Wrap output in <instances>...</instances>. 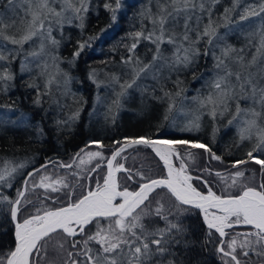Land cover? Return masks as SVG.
<instances>
[{"label":"snow or ice","instance_id":"1","mask_svg":"<svg viewBox=\"0 0 264 264\" xmlns=\"http://www.w3.org/2000/svg\"><path fill=\"white\" fill-rule=\"evenodd\" d=\"M219 3L220 0H149V6L138 13L141 30L129 34L134 40L127 47L129 55L121 57L122 64L130 69L131 79L120 83V77L113 74L111 81L120 89L113 104L121 107L122 100L142 77L151 74L158 80L164 70L170 74L175 72L177 91L164 94L170 101L164 117L168 120L170 114L177 110V99L180 100L181 113L184 102L189 99L184 95L187 90L180 87L183 81L179 79V73L193 69L201 57L211 55L214 61L211 77L205 80L208 73L203 71L193 74V82L203 80L204 84L191 97V102L197 107L186 113L192 118L180 130L199 131L200 118L205 110L215 121L218 116L229 112L234 102L235 113L228 124L236 125L240 142L255 141L247 151L246 159L232 163L231 172L215 173L223 184L220 191L213 190L208 179L202 176L194 178L186 163V160H195L191 149H202L210 160L222 162V157L208 144L189 139L124 137L113 141L115 150L110 157H105L99 150L105 145L93 139L71 158L70 163L47 159L38 168L33 166L23 177L15 199L0 191V214L10 216L15 241L14 247L0 252V264H43L48 258L50 245L57 254L66 252L63 264H193L190 254L195 249V241L187 238L189 226L184 221L194 210H199L208 230L205 244L212 242L214 233L218 234L216 252L222 264H251L252 256L264 260V123H261L264 120V0H253L252 3L231 0L230 6L214 18ZM121 6L122 0H114V6L112 0H106L103 5L112 13V21H116V13ZM89 8V0H0V61L7 65L19 59L21 71L30 72V66L35 65L41 69V76H47L43 93L37 85H28L37 88L35 103H41V97L48 94L53 84L59 86L58 77H63L65 87L71 80L69 74L60 69L61 57L49 49V45L58 48L60 44L53 36L54 27L63 28L65 23L71 24L75 20L83 29ZM145 20L151 24L150 29L144 25ZM256 20L258 25L248 35L258 37V40H248V47H255V52L250 60H246L245 56L237 54L243 49L237 50L229 43V34L251 29ZM106 31L101 29L99 36L77 41L70 63L74 64L84 49L91 46L90 42L99 39ZM141 40L155 46L147 63L135 55ZM36 41H39L37 47L25 51L26 44ZM202 42L205 43L203 50L199 47ZM165 45L173 47L170 56L164 54ZM50 67L55 72H50ZM253 68L256 71H252ZM13 79L9 67L0 66V83L6 84ZM89 79L98 87L103 83L97 81L95 70L89 72ZM242 103L250 106L242 107ZM80 111L77 108L67 120L56 121L57 126L66 127L76 121ZM28 119L21 117L20 122L27 123ZM218 131V128H213V142ZM37 135H43L39 126ZM92 145L98 150H87ZM136 146L152 149L163 162V176L151 178L142 169L126 168L124 163L118 162V157ZM181 146L188 151L182 154ZM105 160L107 171L103 172L102 162ZM93 161L98 162L88 169L87 165ZM176 161H179L178 166ZM249 162L259 166L262 179L258 184L250 185L243 181L245 172L240 170V166ZM30 164L28 159L17 163L0 158V188L13 187L17 176ZM50 166L66 170L65 175L53 178L48 171ZM202 171L209 177L212 175L210 169ZM118 173L126 174L124 184H121ZM85 175L90 181L95 179L94 187L91 183L87 186L80 183ZM194 179L202 180L206 191L195 187ZM129 182L138 184V187L130 190ZM78 187L81 189L79 195L76 193ZM38 189L44 190L43 199L38 197L37 202L27 199L30 191ZM158 191L164 194L153 203ZM61 193L64 203L56 206ZM45 200H51L52 205L46 204ZM36 203L40 206L37 207ZM29 207L33 210L23 215ZM157 221H162L164 227L148 226ZM93 224L95 231L88 234ZM237 227L246 230L234 232L228 239L230 230ZM61 236L62 239L59 238ZM78 236L84 239L79 240ZM66 245L71 250H67ZM49 264H56V261Z\"/></svg>","mask_w":264,"mask_h":264},{"label":"trees","instance_id":"2","mask_svg":"<svg viewBox=\"0 0 264 264\" xmlns=\"http://www.w3.org/2000/svg\"><path fill=\"white\" fill-rule=\"evenodd\" d=\"M144 1L145 6L143 4ZM105 2L106 0H89L90 8L86 14L83 29L76 28L73 25L72 27L70 25L69 29L66 30L60 29L59 33L56 28L53 29V36L60 41V44L58 48L49 45V49L61 57L60 69L67 72L71 80L65 87L63 77H58L59 86L53 84L48 90V94L41 97V103H35L37 88L28 86L29 84H35L40 92L46 91L42 80L39 78V69L36 71L33 68L34 66H30L32 68L30 72H22L17 65V59L11 64L3 65L9 67L14 79L6 84L0 83V107L3 108L1 111L8 109L19 112L22 117H28L29 119L27 123H21L20 119L17 121L9 119V115L4 118L8 124L0 125V158L12 159L17 163L28 159L31 164L17 176L13 182V187H3L0 188V191L15 199L16 190L23 184V177L30 168L40 165L47 159H58L64 163H70L71 158L81 148H85L90 140L102 141L105 148L99 150L103 151L104 156L107 157L112 148L115 147L113 141H120L124 137L141 135L155 138L180 137L208 144L217 155L222 157V162L210 160L208 154L202 149H191L195 160L194 162L186 160V163L189 164L190 174L194 178L202 176L204 179H208L213 190L219 192L223 184L215 176V173L217 171L231 172L232 163L237 159H246V153L252 147L250 141L240 142L235 129L230 128L228 123H226L227 119L235 113V103L233 102L230 105L231 111L222 117L218 116L215 121L208 115L207 125L204 127L200 125L199 131L182 132L180 130L182 128L177 126L175 120L170 118V116L168 120L164 119L170 103L164 94L165 92L174 93L177 91L174 83L177 79V74L175 72L170 74L167 70H164L158 80L153 79L151 74L142 77L137 82L136 90L135 88L130 89L128 96L122 100V106L117 107L114 105L113 101L116 99V93L120 89L118 84H112L111 77L113 74L120 77V83L131 79L130 69L122 64L121 57L126 58L129 55L127 47L134 42L129 34L141 30V19L138 13L142 8L149 6V0H122V6L116 13V21H112V13L103 7ZM112 2L114 6V0ZM245 2L252 3L253 0H245ZM229 4H231V0H220L214 12V18L218 17L226 6H230ZM154 5L153 3V11H155ZM204 22H207L206 18ZM143 23L149 29L151 28V24L147 20ZM256 23H259V21L256 20ZM201 28H203V25H201ZM101 29H107V31L99 39L92 40L90 42L91 46L84 49L74 64L70 63L72 53L77 48V41H87L90 37L99 36ZM245 30L248 29L246 28ZM245 30L229 34V43L236 49L248 43V40L252 38L250 36L245 38L242 35ZM221 31L224 30L221 29ZM194 37L195 35H193ZM253 38L258 40V37ZM204 46V42L199 45L201 50H203ZM154 50L155 46L152 43L147 40H141L135 55L139 56L144 63H147L151 60ZM170 50L168 46H164L165 55L170 56L172 53ZM216 51L219 54V49ZM248 54L249 52L245 53V57H248ZM213 63L211 55L207 58L201 57L193 69L179 73V79L183 81L180 87L187 90L184 95L188 97V95L196 94V89L202 87L203 80L200 83L193 82V74L196 73L198 75L202 71L206 72L208 75L205 76V80H207L209 74H211ZM61 65L65 67L63 68ZM93 70L96 72L97 81L103 82L100 83L99 87L97 83L89 79V72ZM155 89L159 91L157 90L156 92ZM97 97L100 99L98 100ZM153 100H156L157 105L154 111L149 104ZM241 106L248 107L250 104L242 103ZM77 108L81 109L79 119L66 127L57 126L56 121L67 120ZM204 112L207 113V110ZM261 123H264V120ZM37 126L43 129V135H37ZM214 127L219 129L215 136V142H213L212 135ZM93 147L96 146H89L88 149L93 150ZM180 150L182 154L188 151L185 146H181ZM117 160L124 163L126 168L133 170L142 169L145 175H164L161 161L157 159L150 148L144 146L127 149ZM97 162L93 161L90 165H87V168L95 167ZM176 163H179V161H176ZM205 168L211 170L212 175L210 177L207 172L202 171ZM102 170L103 172L105 171V161L102 162ZM240 170L245 172L243 178L245 183L255 185L262 179L259 166L253 162L240 166ZM48 171L53 175V178L56 175L63 176L66 172L63 169L57 170L53 166H50ZM102 174L101 172L100 175ZM117 175L121 184H124L126 174L118 173ZM36 179H39V177H36ZM70 180L73 183L75 182L74 178H70ZM80 183L84 186L91 183L94 187L95 179L90 181L85 175ZM193 184L198 189L206 191L202 180L194 179ZM128 186L133 189L135 184L129 182ZM80 191L79 187L76 188L77 195H79ZM163 194V192L158 191L153 197V203L155 199ZM52 195L55 196L56 194ZM43 196L44 190L38 189L35 192L30 191L27 199L37 202L38 197L43 199ZM45 203L49 206L52 205L51 200H45ZM60 203H64L63 193L60 194L59 203L56 206ZM167 203L168 201L165 199V204L167 205ZM36 206L39 207L40 205L36 203ZM32 210L29 207L23 215H28ZM184 222L186 226H189L187 238L195 241V249L190 254L193 257V264L196 261H199L200 264H222L220 255L216 252V245L219 243L218 234L214 233L212 242L205 244L208 230L201 219L199 211L194 210ZM13 226L10 216L6 217L0 214V252H6L13 246ZM148 226L164 227V223L157 221ZM89 230H95V225H91ZM244 230H246L244 227L230 230L227 238L231 239L234 232ZM59 238L62 239L63 237ZM66 248L70 250L67 245ZM55 254L57 253L51 250L50 245L48 258L43 263L47 264L48 261H56V264H62V259L66 258V252L60 255L58 260L53 257ZM251 264H264V260L252 256Z\"/></svg>","mask_w":264,"mask_h":264},{"label":"rangeland","instance_id":"3","mask_svg":"<svg viewBox=\"0 0 264 264\" xmlns=\"http://www.w3.org/2000/svg\"><path fill=\"white\" fill-rule=\"evenodd\" d=\"M230 5V4H229ZM155 6V5H154ZM21 15H23L22 13H21ZM78 21H75V20H73V22L71 23V24H68V23H65L64 24V26H63V28H60V27H54V29L56 28V30H57V32L59 33L60 32V29H62V30H66V29H69V27H70V25H71V27H72V25L73 26H75L76 28H79L77 25H78ZM256 25H258V23H255V24H253L252 25V27L253 28H251V29H248V30H245V32L242 34L245 38L247 37V38H249V35H248V33H249V31H254V28L256 27ZM193 35H195V33L193 34ZM195 38V37H194ZM251 39H254L253 37L251 38ZM255 40V39H254ZM257 40V39H256ZM38 44H39V41H36L34 44L33 43H30V44H26L24 47H25V51H30V50H32V47H37L38 46ZM165 46H168V48L169 49H171L170 51H173V47L171 46V45H165ZM9 47H11V46H9ZM240 49H243V51L242 52H240L239 51V53H237V54H239V55H243V56H245V53L247 54V52H249V54H248V57H245L246 58V60H250L251 59V56H252V54L255 52V47H248V43H246L245 45H242L241 47H238V49L237 50H240ZM172 54V53H171ZM170 54V55H171ZM14 61V60H13ZM13 61H11V63H13ZM1 63H0V66H2V65H4L5 64V62H3V61H0ZM10 63V64H11ZM48 63H49V65H51V59H50V57L48 58ZM214 64V63H213ZM213 64H212V66H213ZM17 65H18V67H19V69H21V64H20V60L19 59H17ZM32 66H34L33 68L34 69H36L35 68V65H32ZM31 66V67H32ZM39 69V68H38ZM36 71H37V69H36ZM41 71V69H39L38 70V72H40ZM49 71L50 72H55V69L54 68H51L50 67V69H49ZM252 71H256V69L255 68H253L252 69ZM23 72V71H22ZM211 77V74H209V77H208V79ZM39 78H40V80H42V82H43V85H45V80L47 79V76H41L40 74H39ZM203 84H204V81L202 82ZM94 86H96V85H94ZM93 86V87H94ZM97 88V87H96ZM135 88V90H136V87H134ZM205 92L207 91V89H205L204 90ZM196 95V94H195ZM195 95H192V96H195ZM191 95H188V100L187 101H185L184 102V111H183V113H181L180 111H179V107H180V100H178L177 101V110H175L173 113H171L170 114V118H172L173 120H175V123H176V125L177 126H180L181 128H183V127H185V124H187V121L188 120H190L191 118H192V116L191 115H186V113H189V112H191L192 110H194L196 107H197V105L196 104H194V103H192L191 102V97H192ZM150 105H151V109L154 111V110H156V108H157V105H156V100H153L151 103H149ZM3 108L2 107H0V125H7L8 123H6V121L4 120V118H7L8 116L7 115H9V119H12L13 121H17V120H19L22 116L20 115V113L19 112H14V111H11V110H8V109H6V110H3V111H1ZM11 112V113H10ZM125 112V111H124ZM121 114H123V113H121ZM139 114V113H138ZM232 118V115H231V117L230 118H228L227 119V121H226V123H228V121L230 120ZM207 120H208V114L206 113V112H204L202 115H201V118H200V125L202 126V127H204V126H206L207 125ZM173 122V121H172ZM229 125V124H228ZM229 127L230 128H234L235 129V133L237 134V127H236V125H229ZM238 135V134H237ZM141 136V135H140ZM239 137V136H238ZM152 138H155V137H152ZM156 138H160V139H182V138H180V137H175V138H173V137H168V138H166V137H156ZM238 139V138H237ZM251 142V144H253L254 143V140L253 141H250ZM151 149V148H150ZM87 150H89V151H96V150H98L96 147H93V150H90V149H87ZM151 151H152V149H151ZM153 152V151H152ZM154 153V152H153ZM110 154V153H109ZM108 154V155H109ZM154 155H155V153H154ZM156 156V155H155ZM108 157V156H107ZM106 163H107V161L105 160V169H106ZM162 163V162H161ZM176 163V162H175ZM177 164V166L179 165V163H176ZM162 167H163V169H164V166H163V163H162ZM105 172V171H104ZM164 174H165V169H164ZM244 180V179H243ZM14 227V226H13ZM54 258H57V260L60 258V254H55L54 256H53ZM65 259V258H64ZM63 260V259H62ZM63 262V261H62ZM44 264V263H43ZM47 264H49V261L47 262Z\"/></svg>","mask_w":264,"mask_h":264},{"label":"water","instance_id":"4","mask_svg":"<svg viewBox=\"0 0 264 264\" xmlns=\"http://www.w3.org/2000/svg\"><path fill=\"white\" fill-rule=\"evenodd\" d=\"M136 137H140V136H136ZM152 138V137H151ZM153 139H160V138H153ZM115 150V147L114 148H112V151H114ZM112 151L110 152V154L108 155V157H110L111 156V153H112ZM157 157V156H156ZM157 159H159L158 157H157ZM162 162V161H161ZM44 162H42V163H40V165L41 164H43ZM163 163V162H162ZM107 164V163H106ZM40 165H37L36 167L38 168ZM32 170V168H30L28 171H31ZM27 171V172H28ZM107 171V167H106V169H105V172ZM27 172L25 173V175L24 176H26L27 175ZM148 175H150V177L151 178H157V177H160V176H163V175H156V174H148ZM135 187H138V184H135V186L133 187V189L135 188ZM130 190H132V189H130ZM59 206V205H58ZM199 211V210H198ZM201 219H202V216H201ZM203 220V219H202ZM13 230H14V227H13ZM13 241H14V236H13ZM14 243H15V241H14ZM14 243H13V246L12 247H14Z\"/></svg>","mask_w":264,"mask_h":264},{"label":"bare ground","instance_id":"5","mask_svg":"<svg viewBox=\"0 0 264 264\" xmlns=\"http://www.w3.org/2000/svg\"><path fill=\"white\" fill-rule=\"evenodd\" d=\"M143 4H144V6H145V1H144ZM143 4H142V5H143ZM140 6H141V5H140ZM144 6H143V7H144ZM141 7H142V6H141ZM145 21H146V20H145ZM145 21H144V22H145ZM144 24H145V23H144ZM0 63H1V62H0ZM2 66H3V65H2ZM61 66H62V65H61ZM62 67H63V66H62ZM64 67H65V66H64ZM64 67H63V68H64ZM36 69H38V68H36ZM37 74H39V73H37ZM154 84H155V83H154ZM155 87H157V86H155ZM160 87H161V86H160ZM157 88H158V87H157ZM151 89H154V88H151ZM151 89H150V92H151ZM159 89H160V88H159ZM157 90H158V89H157ZM157 90L155 89L156 92H157ZM153 91H154V90H153ZM155 91H154V92H155ZM158 91H159V90H158ZM160 91H161V90H160ZM152 95H153V94H152ZM156 95H157V93H156ZM159 95H160V94H159ZM159 98H160V97H159ZM242 107H243V106H242ZM230 111H231V110H230ZM232 111H233V110H232ZM232 113H233V112H232ZM79 239H80V238H79ZM80 240H82V238H81Z\"/></svg>","mask_w":264,"mask_h":264},{"label":"flooded vegetation","instance_id":"6","mask_svg":"<svg viewBox=\"0 0 264 264\" xmlns=\"http://www.w3.org/2000/svg\"><path fill=\"white\" fill-rule=\"evenodd\" d=\"M93 231H95V230H89V233L91 234V232H93ZM79 238H80V239H81V238L84 239V237H82V236H78V237H77V239H79ZM80 239H79V240H80ZM70 250H71V248H70ZM62 264H63V263H62Z\"/></svg>","mask_w":264,"mask_h":264}]
</instances>
